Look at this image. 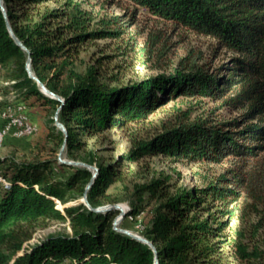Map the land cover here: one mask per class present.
<instances>
[{
    "label": "trees",
    "instance_id": "trees-1",
    "mask_svg": "<svg viewBox=\"0 0 264 264\" xmlns=\"http://www.w3.org/2000/svg\"><path fill=\"white\" fill-rule=\"evenodd\" d=\"M124 1L212 39L233 57L214 73L189 55L168 76L109 84L94 66L78 69L82 46L103 36L90 31L75 0H2L12 32L26 51L9 35L0 10V80L14 81L15 100L35 97L50 108L51 123L60 107L57 118L67 131L65 158L98 169L86 193L92 208L118 201L109 188L123 179L122 159L162 155L205 164L230 162V178L218 177L201 188L175 187L160 178L134 186L124 218L136 224L149 207V219L137 234L153 245L158 264H264V240L259 238L264 229V0ZM51 2L57 6L50 7ZM28 55L32 74L63 104L44 96L28 77ZM180 96L205 98L239 114L215 122L178 117L160 133L134 139L114 164L86 151L84 139L142 125ZM10 104L1 98L0 111ZM45 139L54 140L60 150L65 136L53 125ZM57 165L68 172L58 175L50 161L0 159V176L7 182L0 184V264H154L148 245L114 230L117 210L96 213L79 202L92 172ZM237 220L248 224L242 227ZM50 223L68 231L23 248L37 228Z\"/></svg>",
    "mask_w": 264,
    "mask_h": 264
},
{
    "label": "rangeland",
    "instance_id": "rangeland-1",
    "mask_svg": "<svg viewBox=\"0 0 264 264\" xmlns=\"http://www.w3.org/2000/svg\"><path fill=\"white\" fill-rule=\"evenodd\" d=\"M75 3L89 19L90 31L102 32L103 36L82 46L78 69L94 66L101 80L109 84H133L161 75L168 76L178 68L182 59L190 58L189 55L195 56L198 64L209 73H214L233 57L231 53L216 47L212 39L178 28L127 1L75 0ZM48 4L52 8L57 6L52 2ZM8 82L12 81L0 80V101L5 98L12 103L1 110L9 108L8 113L0 111V128L5 126L7 117L16 113L27 115L26 119L36 130L35 133L21 138L13 135V129L8 130L0 142V159L8 158L16 163L50 161L55 167L63 164L60 163L61 160L70 161L64 156V147L56 149L54 140L45 139L48 128L54 125V122L51 123V109L43 107L35 97L23 101L15 100V90L12 88L14 83ZM3 114H7V117H3ZM237 114L238 111L219 109L205 98L180 96L169 101L142 125L126 131L110 130L101 136L84 139L87 144L86 151H93L105 164H114L120 157L125 156L134 139H147L158 134L165 126L175 124L178 117L185 116L189 120L210 119L215 122L228 120ZM78 154L82 155V152ZM120 166L123 167V179L111 185L109 193L118 199L115 204L123 206L126 213L129 210L127 200L132 198L134 186L146 184L152 178L164 179L175 187L192 189L201 188L221 176L230 178V172L232 173V164L228 161L205 164L162 155L144 156L131 162L122 159ZM55 170L61 176L68 172L61 167H56ZM8 173L11 174V171ZM72 204L77 202L66 206ZM59 207L62 208L60 205ZM148 219L149 207L146 206L136 224L123 217L118 227L137 234ZM246 224L248 222L237 220V225L243 227ZM62 230L68 231L63 224L56 223L37 228L23 248L27 249L37 240ZM259 238L264 240V229L259 231ZM19 254L20 252L17 253Z\"/></svg>",
    "mask_w": 264,
    "mask_h": 264
},
{
    "label": "water",
    "instance_id": "water-1",
    "mask_svg": "<svg viewBox=\"0 0 264 264\" xmlns=\"http://www.w3.org/2000/svg\"><path fill=\"white\" fill-rule=\"evenodd\" d=\"M0 10L3 14V17H4V20L6 22V28H7V31L9 33V35L11 36V38L13 39V41L15 42V44L17 46H19L22 50L26 51L25 47L21 44V42L14 36L13 32H12V29L7 21V16H6V12H5V9L3 7V3H2V0H0ZM25 70L28 74V77L31 78L34 82H36L38 88H39V91L46 97L48 98H51V99H54L56 101H59L61 104H63V101L62 99L57 96L56 94L52 93L51 91H49L31 72V69H30V56L28 55L27 56V59H26V63H25ZM60 107L55 111V114H54V126L59 130L61 131L64 136H65V139L63 141V145L61 147V149L64 147V143L66 141V138H67V131L66 129L64 128V126L58 121V118H57V115H58V111H59ZM59 154H61V152H59ZM60 161V159H59ZM60 163H63V164H66V165H70V166H79V167H85L87 168L89 171L92 172V178L91 180L89 181L88 185L86 186L85 188V191H84V194L82 196V198L79 200L80 203H82L83 205H85L89 210L93 211V212H96V213H105L106 211H110V210H117L118 211V214L116 215V217L114 218L113 220V228L114 230H116L117 232H120L124 235H127L129 237H131L132 239L136 240V241H139L143 244H146L148 245L154 252L155 254V257H154V264H158L157 263V255H156V250L155 248L153 247V245L148 241L146 240L145 238L141 237L140 235L136 234V233H133L129 230H126V229H122V228H119L118 227V224L119 222L122 220V218L124 217V215L126 214V211H123L121 210V205L120 204H109V205H105V206H100V207H97V208H92L89 203H88V200H87V197H86V193L88 191V189L91 187L92 183H93V180L94 178L96 177L97 173H98V169L94 166H91V165H88L86 163H82V162H74V161H60Z\"/></svg>",
    "mask_w": 264,
    "mask_h": 264
},
{
    "label": "bare ground",
    "instance_id": "bare-ground-1",
    "mask_svg": "<svg viewBox=\"0 0 264 264\" xmlns=\"http://www.w3.org/2000/svg\"><path fill=\"white\" fill-rule=\"evenodd\" d=\"M8 83H14V81L12 82H8ZM6 83V85L8 84ZM5 111H7V113L10 111L9 108H7ZM14 113V112H13ZM22 115V114H20ZM3 117H7V114H3L2 115ZM26 116V115H25ZM24 115H22V120L24 123H30L26 117ZM10 117H19V114H11ZM7 119V122L5 123V126L3 128H0V142L3 138V136L8 132V130L10 129H13L14 130V133L13 135L16 137V138H21V137H24V136H29L33 133H35V130L36 128L34 127V125L31 124V126L28 128V130H21L20 132L17 131V125H16V121L13 120V119H8V117L6 118ZM0 184H2L3 186H7V182L5 181V179H3L1 176H0ZM121 210L122 212L125 211V208L123 206H121Z\"/></svg>",
    "mask_w": 264,
    "mask_h": 264
},
{
    "label": "built area",
    "instance_id": "built-area-1",
    "mask_svg": "<svg viewBox=\"0 0 264 264\" xmlns=\"http://www.w3.org/2000/svg\"><path fill=\"white\" fill-rule=\"evenodd\" d=\"M1 113H7V111H1ZM8 119H13L16 121L17 131L28 130L31 126V123H24L22 120V115L19 114V117H8Z\"/></svg>",
    "mask_w": 264,
    "mask_h": 264
},
{
    "label": "crops",
    "instance_id": "crops-1",
    "mask_svg": "<svg viewBox=\"0 0 264 264\" xmlns=\"http://www.w3.org/2000/svg\"><path fill=\"white\" fill-rule=\"evenodd\" d=\"M25 111H26V110H25ZM26 116H27V115H26ZM28 117H29V116H28ZM29 120H30L31 122L35 123L34 120H33L32 118H31V119L29 118Z\"/></svg>",
    "mask_w": 264,
    "mask_h": 264
}]
</instances>
